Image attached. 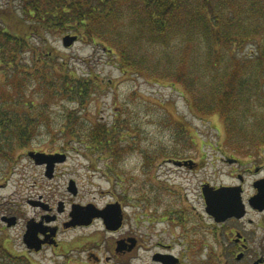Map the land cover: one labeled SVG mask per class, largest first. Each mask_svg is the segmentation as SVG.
Returning a JSON list of instances; mask_svg holds the SVG:
<instances>
[{
	"label": "rangeland",
	"instance_id": "374dc122",
	"mask_svg": "<svg viewBox=\"0 0 264 264\" xmlns=\"http://www.w3.org/2000/svg\"><path fill=\"white\" fill-rule=\"evenodd\" d=\"M22 2L0 0V7L5 14H23ZM45 34L41 41L33 39L40 46L37 48L46 52L47 43L53 58L66 57L81 78H98L100 82L85 116L93 123L108 124L119 116L135 144L116 163H111L112 158L108 160L111 170L97 155V161L92 163L83 147L84 152L71 146L61 147V133L54 135L56 141L42 135L33 147L21 152L17 164L0 177V264H151L152 255L161 250L158 243L170 246L172 253L181 257L182 264H237L223 258V246L228 245L232 236L229 228L237 225L233 222L219 227L214 222L206 213L200 184L208 181L212 186L229 185L238 174L254 176L249 170L264 167V126L260 124L264 112L248 113L253 139L238 135L244 143L239 145L228 140L222 117L194 113L186 98L170 83L123 73L115 54L75 33ZM68 34L79 37L69 49L63 46V38ZM255 49L256 43L251 41L246 53L252 54ZM25 58L32 62L31 54ZM50 101L49 121L55 132L64 121L65 106L70 103ZM36 102L40 104L42 98ZM48 142L50 147H44ZM146 150L148 161L144 156ZM31 151L65 154L67 160L56 166V177L48 179L45 167L36 165L28 156ZM173 161L186 165L179 167ZM70 180L76 182L78 197L68 190ZM42 202L55 211L60 202L92 204L99 209L120 203L125 224L120 231L110 232L100 219L87 229L63 233L59 240L74 248L68 258L50 250L29 255L23 237L27 222L46 214L34 205ZM2 215L19 218L18 225L4 228ZM249 218L264 223L263 218L253 214ZM61 219H66L64 214L59 215ZM127 236L139 239L142 247L134 255L123 256L122 251L119 255L115 252L116 241ZM66 251L64 247L61 252Z\"/></svg>",
	"mask_w": 264,
	"mask_h": 264
},
{
	"label": "trees",
	"instance_id": "16d2710c",
	"mask_svg": "<svg viewBox=\"0 0 264 264\" xmlns=\"http://www.w3.org/2000/svg\"><path fill=\"white\" fill-rule=\"evenodd\" d=\"M22 4L23 14H5L0 7V177L42 135L56 141L61 133V147L78 151L83 147L92 163L97 155L108 170L113 169L109 159L116 163L135 144L119 116L109 124L93 123L85 116L100 82L81 78L66 57L54 59L47 43L48 51L37 48L33 39L41 41V35L51 32L75 33L102 45L115 54L123 73L170 83L194 113L222 117L228 140L243 145L238 135L253 139L248 113L264 112V0H23ZM251 41L256 49L247 54ZM29 54L32 62L25 58ZM57 99L70 105L54 132L48 107ZM260 124L264 126V121ZM44 147L49 148L50 142Z\"/></svg>",
	"mask_w": 264,
	"mask_h": 264
},
{
	"label": "flooded vegetation",
	"instance_id": "af4514ba",
	"mask_svg": "<svg viewBox=\"0 0 264 264\" xmlns=\"http://www.w3.org/2000/svg\"><path fill=\"white\" fill-rule=\"evenodd\" d=\"M249 172L251 173L253 172L254 176H242L241 174H238L234 182L229 185L212 186L208 181H204L201 182L200 186H201V192L203 198H204L203 190L204 187L206 186L212 187L214 189H220V188L235 189L236 191L233 192L234 193L240 192L241 198L245 205L246 214L244 217L242 218L233 217L227 219L224 222L217 223L219 227L226 226L227 224H231L233 222L235 223V226L237 225L236 227L232 226L231 228H229L230 229L229 232H231L230 234H232V236L228 238L229 241L227 242L228 245H226L225 247L223 246V251H224L223 258L229 261L235 260L234 262L237 264H264V223L262 221L253 220L251 218L248 219V217L252 214L256 217H261L264 219V208H262L264 206V167H258L255 169V171L249 170ZM55 177L56 176H54V178ZM78 194L79 193L73 196L78 197ZM63 203L64 202H62L61 204L60 202V204L56 208V211L48 203L42 202V203L34 204L35 206H39L40 208H42V210H44L46 214H43L37 220L32 219L37 223H42L41 230L39 231L38 234L39 240L42 243L39 250H37L36 248H29L26 245L27 253L29 255H40L43 253H47L50 250L51 253H53L54 255L58 254L60 256L62 255L68 258L69 255H72L71 254L72 252L70 251H72L74 248H71L73 247L72 244L62 243L59 240V236L62 235L63 233L74 231L77 229H87L90 226H92L95 221L100 220V219H94L92 223L89 225L73 226L72 214H73L74 205L87 207V205L90 204L83 205L76 202H70L68 205H65V203L64 204ZM205 206H206V202H205ZM49 213L52 214L50 215ZM60 214H64V217H66V219L59 220ZM5 216L7 215L1 216V222L5 226L4 228H11L8 226L6 222L2 220L3 217ZM211 218L214 220L213 217ZM246 220L247 222H245ZM18 223H19V218H17L16 224L13 225L12 227L17 226ZM124 224H125V219L122 227L119 230L110 231V232L120 231L123 228ZM27 225H26V231H27ZM245 226H249V228L246 229ZM250 227L252 228L250 229ZM260 231H263V233L261 234ZM130 239L135 240V244L130 243L129 242ZM120 240L125 241L124 246H122V252L120 251L123 256H130L132 254L134 255L136 254V252L138 253L142 247L140 240L137 238L127 236L121 238ZM118 241L119 240L116 241V248ZM157 246L161 250L156 251L152 255L151 264H165L166 260H171L172 262H175L173 264L183 263L180 256H177L174 253H172L170 246H166L160 243H158ZM64 247L67 248L68 251L61 252L64 249ZM116 248H115V252L119 254V252L116 251ZM166 255L173 256V258L166 259L164 258V256ZM155 257H158L157 261H155Z\"/></svg>",
	"mask_w": 264,
	"mask_h": 264
},
{
	"label": "water",
	"instance_id": "95a60500",
	"mask_svg": "<svg viewBox=\"0 0 264 264\" xmlns=\"http://www.w3.org/2000/svg\"><path fill=\"white\" fill-rule=\"evenodd\" d=\"M79 37L76 35L68 34L63 38V46L65 48L72 47ZM28 156L34 161L38 166H45V176L48 179H53L55 176L56 166L62 164L67 160V155L65 154H47L44 152H34L28 153ZM174 165L181 167L186 165L181 161H173ZM68 190L73 194L77 195L78 188L76 182L71 180L69 182ZM235 189L231 188H220L214 189L212 187H204L203 194L206 202V212L209 216L213 217L216 223H221L229 218H242L245 216V205L241 198L240 192H233ZM262 198V197H260ZM62 204V203H61ZM264 208V206L262 207ZM73 221L72 225H89L94 219H101L108 231L119 230L125 219L124 211L120 203L108 204L105 208L99 209L94 205H87V207H81L80 205H74L73 207ZM4 222L12 227L16 224V217H3ZM42 223H37L34 220H30L27 225V231L24 235V242L29 248H36L37 250L41 247V241L39 240L38 234L41 230ZM124 240H119L117 242L116 251H122V246H124ZM130 243L135 244V240L130 239ZM166 259H171L173 256L166 255ZM158 257H155L157 261ZM171 260H166L165 264H173Z\"/></svg>",
	"mask_w": 264,
	"mask_h": 264
}]
</instances>
